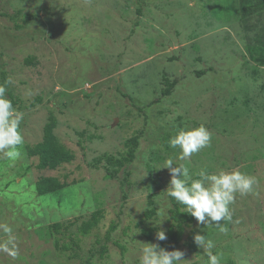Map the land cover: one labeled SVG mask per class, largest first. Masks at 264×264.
<instances>
[{"label": "rangeland", "instance_id": "obj_1", "mask_svg": "<svg viewBox=\"0 0 264 264\" xmlns=\"http://www.w3.org/2000/svg\"><path fill=\"white\" fill-rule=\"evenodd\" d=\"M253 26L264 29V11L244 21L239 0H0V85L23 114L24 136L16 159L0 153V224L19 244L15 259L0 252V264H140L144 243L167 240L157 232L167 236L171 225L168 159L193 179L239 169L258 181L236 194L231 221L220 222L226 231L187 225L182 264H208L202 248L189 247L191 233L214 242L221 264H264V67L245 51ZM164 78L178 80L168 96ZM51 115L74 160L41 171L26 146L42 141ZM201 123L210 145L179 160L170 139ZM135 137L134 161L108 178L96 160L125 156ZM41 177L69 186L39 196ZM98 211V226L80 234ZM55 223L63 228L52 236Z\"/></svg>", "mask_w": 264, "mask_h": 264}, {"label": "clouds", "instance_id": "obj_2", "mask_svg": "<svg viewBox=\"0 0 264 264\" xmlns=\"http://www.w3.org/2000/svg\"><path fill=\"white\" fill-rule=\"evenodd\" d=\"M6 83L11 84L13 81L9 78ZM6 91V87L0 85V153L14 160L19 156L18 146L24 143L21 130L23 114L13 106ZM211 138L212 133L201 123L199 127L178 130L169 143L171 147L181 149L179 160L186 161L194 153L209 146ZM162 168H168L171 174L167 195L185 205L187 213L198 224L208 225L215 222L221 231H226V228L220 222L232 219L231 205L235 203L236 194L248 195L258 183L255 176L245 174L239 169H220L212 174L201 170L195 174L199 179H193L190 169L184 163L176 164L173 159L166 160ZM0 230L7 237L0 242V252L15 259L19 255V244L13 229L7 224H0ZM157 239L166 240L165 231H158ZM194 242L207 254L208 264H221L223 254H213L215 244L212 240L197 233L194 235ZM184 255L181 250L168 251L157 244L144 243L139 259L140 264H182Z\"/></svg>", "mask_w": 264, "mask_h": 264}, {"label": "trees", "instance_id": "obj_3", "mask_svg": "<svg viewBox=\"0 0 264 264\" xmlns=\"http://www.w3.org/2000/svg\"><path fill=\"white\" fill-rule=\"evenodd\" d=\"M239 10L241 18L244 21H248L254 16L261 15L264 11V0H239ZM30 19L24 20V23H28ZM249 28V27H248ZM254 30L253 35L247 38L245 47L246 54L250 61L254 62L260 67H264V29H256V26L250 27ZM201 73H198L200 75ZM165 89L162 92V96L171 95L174 88L178 85V80L170 81L168 78H164ZM57 126V120L54 116H50L48 122L44 126L42 141L35 145L26 146V153L29 157H37V168L41 171H54L65 164H69L74 160V154L60 142L55 135V129ZM139 145L138 138H132L128 141L127 154L121 158H116L111 155H103L96 160L97 164L102 163L104 160L107 163L105 168L108 178L113 179L116 177L118 171L126 169L135 159L136 150ZM69 184L66 181H61L56 177H41L36 182V191L39 196L60 192L68 187ZM172 209L170 211L171 225L168 229L167 240L161 242L159 246L168 251L178 250L184 230L187 225H191L195 222V218L187 213V207L180 204L174 198L170 197ZM155 214V210L152 209L147 212L146 217L151 218ZM102 217L100 211L94 213L91 218L83 222L78 228V231L83 236H87L91 231L98 226V223ZM63 224L55 223L50 226L52 236L61 233ZM110 233V232H109ZM109 233L107 239H109ZM148 238H151V233H146ZM194 233L189 236V247L191 250H196V243L194 242ZM55 247L60 248V243L57 237H55ZM106 253L105 246L101 248V257ZM90 261V260H89ZM89 263V262H88ZM87 263V264H88Z\"/></svg>", "mask_w": 264, "mask_h": 264}]
</instances>
